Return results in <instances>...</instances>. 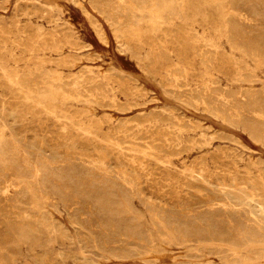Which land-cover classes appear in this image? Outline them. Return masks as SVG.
I'll return each mask as SVG.
<instances>
[{
	"label": "rangeland",
	"instance_id": "rangeland-1",
	"mask_svg": "<svg viewBox=\"0 0 264 264\" xmlns=\"http://www.w3.org/2000/svg\"><path fill=\"white\" fill-rule=\"evenodd\" d=\"M263 118L264 0H0V264H264Z\"/></svg>",
	"mask_w": 264,
	"mask_h": 264
},
{
	"label": "bare ground",
	"instance_id": "bare-ground-1",
	"mask_svg": "<svg viewBox=\"0 0 264 264\" xmlns=\"http://www.w3.org/2000/svg\"><path fill=\"white\" fill-rule=\"evenodd\" d=\"M167 4V3H166ZM96 7V6H95ZM212 60V59H211ZM211 63V62H210ZM79 77V76H78ZM91 77V76H90ZM22 80V79H21ZM184 80V79H183ZM84 82V81H83ZM29 83V82H28ZM36 83V82H35ZM80 83V82H79ZM177 83V82H176ZM71 84V83H70ZM72 85V84H71ZM70 86V85H69ZM91 88V87H90ZM103 89V88H102ZM82 91V90H81ZM39 92V91H38ZM91 92V91H90ZM107 92V91H106ZM171 92V91H170ZM225 93V92H224ZM80 94V93H79ZM85 95V94H84ZM75 96V95H74ZM207 100V99H206ZM198 101V100H197ZM116 102H117V100H116ZM244 107V106H243ZM245 108V107H244ZM263 108V107H262ZM123 109V108H122ZM50 112V111H49ZM148 118H150V117H148ZM223 118V117H222ZM264 119V118H263ZM148 122V121H147ZM233 122V121H232ZM252 133V132H251ZM134 136V135H133ZM16 142V141H15ZM120 147V146H119ZM30 150H32L31 148H30ZM59 156V155H58ZM57 157V156H56ZM27 159V158H26ZM79 159V158H78ZM21 160V159H20ZM81 160V159H80ZM39 162V161H38ZM236 163H237V161H236ZM42 165V164H41ZM101 165V164H100ZM103 166V165H102ZM23 167H25V166H23ZM3 168V167H2ZM18 169V168H17ZM25 169V168H24ZM4 170V169H3ZM50 170V169H49ZM88 170V169H87ZM7 171V170H6ZM18 171V170H17ZM25 171V170H24ZM77 172H79V171H77ZM15 173V172H14ZM67 173V172H66ZM69 173V172H68ZM10 174V173H9ZM78 174V173H77ZM125 174V173H124ZM20 175V174H19ZM25 175V174H24ZM52 175V174H51ZM5 176H7V175H5ZM10 176V175H9ZM57 176H58V174H57ZM68 176V175H67ZM90 176V175H89ZM237 177V176H236ZM4 178V177H3ZM21 178V177H20ZM43 178V177H42ZM41 178V179H42ZM69 178V177H68ZM6 179V178H5ZM37 179V178H36ZM54 179V178H53ZM59 179V178H58ZM70 179V178H69ZM31 180V179H30ZM45 180V179H44ZM48 180V179H47ZM62 181V180H61ZM69 181V180H68ZM74 181V180H73ZM88 181V180H87ZM50 182V181H49ZM91 182V181H90ZM54 184V183H53ZM63 184V183H62ZM78 185V184H77ZM107 185V184H106ZM47 186H48V184H47ZM50 186V185H49ZM52 186V185H51ZM58 186V185H57ZM41 187V186H40ZM52 187H54V186H52ZM117 187V186H116ZM119 187V186H118ZM9 188V187H8ZM82 188V187H81ZM43 189V188H42ZM60 189V188H59ZM110 189V188H109ZM237 189V188H236ZM8 190V189H7ZM35 190V189H34ZM54 190V189H53ZM39 193V192H38ZM79 193V192H78ZM91 193V192H90ZM111 192H109V194H110ZM123 193V192H122ZM125 193V192H124ZM234 193V192H233ZM105 194V193H104ZM113 194V193H112ZM87 195V194H86ZM114 195V194H113ZM212 195V194H211ZM24 196V195H23ZM239 196V195H238ZM15 197V196H14ZM111 197V196H110ZM120 197V196H119ZM137 197V196H136ZM211 197V196H210ZM252 197V196H251ZM123 198H124V196H123ZM128 198V197H127ZM143 198V197H142ZM63 199V198H62ZM65 199V198H64ZM183 199V198H182ZM234 199V198H233ZM6 200V199H5ZM15 200V199H14ZM21 200V199H20ZM19 200V201H20ZM44 200V199H43ZM90 200H91V198H90ZM188 200V199H187ZM192 200V199H191ZM112 201V200H111ZM130 201V200H129ZM128 201V202H129ZM158 201V200H157ZM193 201V200H192ZM217 201V200H216ZM61 202H63V201H61ZM100 202V201H99ZM189 202V201H188ZM244 202V201H243ZM26 203V202H25ZM121 203V202H120ZM157 203V202H156ZM233 203V202H232ZM249 203V202H248ZM254 203V202H253ZM28 204V203H27ZM26 204V205H27ZM95 204V203H94ZM118 204V203H117ZM224 204V203H223ZM63 205V204H62ZM132 205V204H131ZM163 205V204H162ZM168 205V204H167ZM244 205V204H243ZM95 206V205H94ZM116 206V205H115ZM114 206V207H115ZM120 206V205H119ZM160 206V205H159ZM187 206V205H186ZM215 206V205H214ZM163 207V206H162ZM167 207V206H166ZM121 208V207H120ZM133 208V207H132ZM263 208V207H262ZM104 209V208H103ZM177 210V209H176ZM200 210V209H199ZM114 212H115V209H114ZM118 212V211H117ZM116 212V213H117ZM162 212V211H161ZM206 212V211H205ZM137 213V212H136ZM194 213V212H193ZM252 213H253V211H252ZM256 213V212H255ZM121 214V213H120ZM36 215V214H35ZM103 215V214H102ZM117 215V214H116ZM116 215H114V216H116ZM123 215H125V214H123ZM259 215V214H258ZM98 216V215H97ZM151 216V215H150ZM202 216V215H201ZM237 216V215H236ZM119 217V216H118ZM195 217V216H194ZM234 217V216H233ZM259 217V216H258ZM102 218V217H101ZM170 218V217H169ZM192 218V217H191ZM199 218V217H198ZM207 218V217H206ZM228 218V217H227ZM25 219V218H24ZM97 219H99V218H97ZM113 219V218H112ZM121 219V218H120ZM183 219V218H182ZM190 219V218H189ZM73 220V219H72ZM179 220V219H178ZM220 220V219H219ZM262 220V219H261ZM114 221V220H113ZM125 221V220H124ZM124 221H122L123 223H124ZM135 221V220H134ZM170 221V220H169ZM206 221V220H205ZM204 221V222H205ZM101 222V221H100ZM118 222V221H117ZM217 222V221H216ZM21 223V222H20ZM30 223V222H29ZM116 223V222H115ZM121 223V222H120ZM173 223V222H172ZM179 223V222H178ZM194 223V222H193ZM225 223V222H224ZM27 224V223H26ZM117 224V223H116ZM127 224V223H126ZM125 224V225H126ZM183 224V223H182ZM214 224V223H213ZM123 225V224H122ZM136 225V224H135ZM184 225V224H183ZM183 225H181V226H183ZM186 225V224H185ZM253 225V224H252ZM262 225V224H261ZM106 226V225H105ZM104 226V227H105ZM118 226V225H117ZM213 226V225H212ZM29 227V226H28ZM133 227V226H132ZM131 227V228H132ZM188 227V226H187ZM211 227V226H210ZM216 227H218V226H216L215 225V228ZM27 228V227H26ZM56 228V227H55ZM107 228V227H106ZM109 228V227H108ZM122 228V227H121ZM244 228V227H243ZM254 228V227H253ZM32 229V228H31ZM60 229V228H59ZM116 229H118V227H116ZM120 229V228H119ZM137 229V228H136ZM190 229V228H189ZM194 229V228H193ZM214 229V228H213ZM161 230H162V228H161ZM188 230V229H187ZM187 230H186V232H187ZM202 230V229H201ZM211 230H212V228H211ZM115 231V230H114ZM133 231V230H132ZM140 231H142V230H140ZM144 231V230H143ZM189 232H190V230H188ZM108 232V231H107ZM136 232V231H135ZM139 232V231H138ZM185 232V235L187 234ZM206 232V231H205ZM218 232V231H217ZM225 232V231H224ZM255 232V231H254ZM18 233V232H17ZM28 233H30V232H28ZM108 233H110V231L108 232ZM117 233V232H116ZM127 233V232H126ZM143 233V232H142ZM196 233V232H195ZM219 233V232H218ZM217 233V234H218ZM244 233V232H243ZM247 233V232H246ZM215 234V233H214ZM228 234V233H227ZM252 234V233H251ZM22 235V234H21ZM213 235V234H212ZM69 236V235H68ZM104 236H105V233H104ZM134 236V235H133ZM144 236V235H143ZM216 236V235H215ZM116 237V236H115ZM127 237V236H126ZM253 237V236H252ZM260 237H261V235H260ZM104 239V238H103ZM140 239V238H139ZM143 239V238H142ZM214 239V238H213ZM29 240V239H28ZM221 241V240H220ZM27 243V242H26ZM148 243V242H147ZM25 244V243H24ZM97 244V243H96ZM182 245V244H181ZM240 245V244H239ZM19 246V245H18ZM94 246V245H93ZM242 246V245H241ZM98 248V247H97ZM128 248V247H127ZM109 249V248H108ZM99 250V249H98ZM125 252H127V251H125ZM38 255H40V254H38ZM111 256V255H110ZM45 257V256H44ZM40 258H42V257H40ZM39 259V258H38ZM43 259V258H42ZM37 261H39V260H37ZM84 261V260H83ZM9 263V262H8ZM14 263V262H13ZM11 264V263H10ZM41 264H42V262H41ZM43 264H45V263H43ZM48 264V263H47Z\"/></svg>",
	"mask_w": 264,
	"mask_h": 264
}]
</instances>
